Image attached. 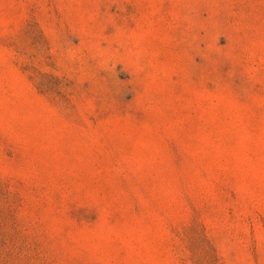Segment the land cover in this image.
<instances>
[{"label":"rangeland","instance_id":"1","mask_svg":"<svg viewBox=\"0 0 264 264\" xmlns=\"http://www.w3.org/2000/svg\"><path fill=\"white\" fill-rule=\"evenodd\" d=\"M0 264H264V0H0Z\"/></svg>","mask_w":264,"mask_h":264}]
</instances>
